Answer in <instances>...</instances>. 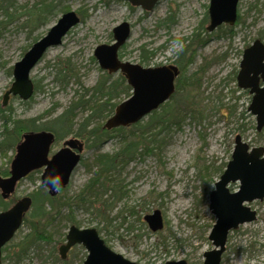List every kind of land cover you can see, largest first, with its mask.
Returning a JSON list of instances; mask_svg holds the SVG:
<instances>
[{
    "label": "rangeland",
    "instance_id": "1",
    "mask_svg": "<svg viewBox=\"0 0 264 264\" xmlns=\"http://www.w3.org/2000/svg\"><path fill=\"white\" fill-rule=\"evenodd\" d=\"M40 1L17 0L18 9L11 11L13 18L9 21L0 18L4 22L0 37V104L13 82V65L21 60L33 40L45 36L65 13L56 11L44 24L37 25L25 12ZM209 2L160 0L148 12L130 7L122 0H65L64 7L77 15L82 13L85 19H80V23L63 38L61 45L50 48L32 70L30 78L41 81L42 91L32 95V100L25 104L10 97L5 106L9 104L11 107L13 119L38 117V125H42L79 98L88 99L91 89L104 73L93 52L99 45L113 43L112 29L122 22L131 27L130 38L118 51L122 54V61L139 64V48L145 45L147 50H155L149 67L174 65L175 56L183 46L178 40L193 36L200 26L206 30ZM237 13L241 22L230 27L232 35L223 31L222 26L225 25L211 33L207 30L206 33L200 32L204 41L194 47V61L186 73L191 75L203 67L197 97L201 100L202 114L198 119H186L179 129L174 126L163 131L152 145L146 143L153 147L151 152L121 170L119 176L127 193L122 201L110 207L111 225H106L97 215V211L102 209V201H112L110 191L88 210L73 209L75 222H69V211L62 209L47 229L51 239L37 243L29 252V258L19 264H83L87 251L81 245L73 246L65 259H60L58 249L65 243L70 226L95 229L109 249L136 264L179 260L203 264V253L214 249L208 240L215 223L209 210V194L230 160L235 136L240 135L251 148H264V127L257 132L255 116L248 111L251 95L237 88L232 75L233 72L237 75L243 51L256 39L264 43V34L259 37L264 29V0H239ZM57 62L68 63L75 73L64 87L54 80L52 65ZM118 75L113 74L112 79ZM118 93L119 97L112 103L120 104L131 95V91L126 95L121 89ZM87 115L89 111L79 110L75 123H80ZM108 118L94 117L88 130L98 131ZM68 138L73 136L65 139ZM64 140H54L48 158L61 149ZM120 147L117 139H105L99 146L91 148L84 144L80 164L57 197L72 198L92 177L94 158L100 154H113ZM14 155L13 150L4 154L0 152V176L9 170ZM42 172L43 169H38L30 174L31 179L20 180L14 189V199L38 190ZM238 186L239 183L235 182L229 188L236 191ZM247 205L256 212L257 218L229 232L220 264H264V199ZM156 210L161 213L163 228L152 232L144 217ZM29 233V227L23 223L10 243H21ZM1 264L15 263L6 257Z\"/></svg>",
    "mask_w": 264,
    "mask_h": 264
},
{
    "label": "water",
    "instance_id": "2",
    "mask_svg": "<svg viewBox=\"0 0 264 264\" xmlns=\"http://www.w3.org/2000/svg\"><path fill=\"white\" fill-rule=\"evenodd\" d=\"M122 1L150 12L160 0ZM238 2L239 0H210L207 32L211 33L222 25L234 26L238 18ZM79 23L80 18L75 12H66L45 36L31 45L21 60L13 65V82L3 94V106L11 96L21 101H28L32 97L34 92L33 81L30 78L32 70L40 63L44 54L50 48L60 46L67 33ZM112 36L113 43L97 46L93 57L102 71L123 75L126 84L131 88V96L118 104L112 116L107 119L103 125L107 131L134 125L159 109L174 94L175 79L179 75V69L175 65L143 67L119 59V49L131 36V27L128 23L122 22L114 27ZM236 85L251 95L248 111L255 116V129L260 132L264 127V44L259 39L243 51L236 75ZM53 142L52 133L45 131L23 135V141L15 149L9 176L5 178L0 176V193L3 199L14 193L16 184L21 179L37 169H43L41 185L46 187L50 194L55 195L58 189L67 186L80 163L84 146L75 138L65 139L62 142V149L48 159ZM235 182L239 183L238 189L231 191L229 185ZM263 199L264 148H251L242 141L240 135H236L230 160L214 184V190L209 194V210L215 218V223L208 240L214 249L203 253V264H220L229 232L241 225L252 223L257 218L256 212L247 204L253 201L261 202ZM30 206L31 199L25 196L7 210L0 212V264L2 248L13 239ZM144 221L152 232L163 228L162 216L158 210L146 215ZM75 245H81L87 251L83 264H136L109 249L93 228L79 229L70 226L65 243L58 249L60 258L65 259L67 252ZM163 264L188 263L179 260Z\"/></svg>",
    "mask_w": 264,
    "mask_h": 264
},
{
    "label": "trees",
    "instance_id": "3",
    "mask_svg": "<svg viewBox=\"0 0 264 264\" xmlns=\"http://www.w3.org/2000/svg\"><path fill=\"white\" fill-rule=\"evenodd\" d=\"M99 1L106 2L107 0ZM64 2L65 0H41L38 4H34L31 9H28L25 14L30 16L35 24H44L48 16H52L56 11H60L61 13L69 12V8L64 7ZM17 9V0H0V18H6L8 21L11 20L14 16V13H11V11ZM78 15L81 20L85 19V15L82 13ZM238 20L236 24L241 22L239 15ZM222 27L224 28L223 31L228 35H232L230 27ZM3 29L4 22L0 20V37L2 36L1 31ZM202 31L206 33V30L200 26L196 29L193 36L178 40L183 46L176 54L173 64L178 67L180 75L176 78L175 92L172 97L161 105L159 109L148 115L146 119L134 125L119 127L110 131L105 130L103 126L98 131L88 130L90 122L94 117L108 118L114 113L118 104L112 103V101L119 97V89L124 91V94L129 95L131 88L126 84V80L121 74L116 79H112L111 74L104 72L91 89V95L88 99L79 98L58 116L42 125H38L37 121L40 119L38 117L28 120H15L12 118V109L9 104L5 107L2 103L0 104V120L2 123L0 152L2 154L9 150L15 151L17 145L23 139V135L41 131L52 133L55 142L62 141L68 136H73V138L83 141L88 148L99 146L105 139H117L121 145L119 150L113 154H100L94 158L92 167L95 168V171L92 177L83 189L72 198L57 197L63 189H59V193L52 195L42 185L35 192L26 195V197L31 199V206L26 213H29V217L26 218L24 216L23 223L27 224L30 233L21 243L11 244L10 241L6 244L1 251L3 256L1 257L2 261L7 257L15 264H19L26 258H29V252L36 247L37 243L51 239V236L47 233V229L62 209H67L70 213L67 220L75 222L73 209L86 208L88 210L91 205L97 202L98 199L101 201L100 198L105 197L110 191L112 201H102V209L97 211V215L106 225H111L110 221L112 218L109 217L110 207H113L115 202L122 201L127 193L123 180L119 176L121 170L128 163L140 159L151 152L153 147L146 143L150 142L152 145L163 131L174 126L179 129L186 119H198V116L202 114L200 109L201 100L197 99V97H199L200 72L203 71V67L199 69V72L191 75L187 76L186 73L187 68L194 61V47L201 45L204 41L203 37L200 36V32ZM260 33L259 37L261 38L264 34V29ZM38 39L35 38L33 43L38 41ZM139 51V64L149 67V62L154 56L155 50L149 51L145 45H142ZM118 56L122 60V54H118ZM52 68L55 71V82L63 87L68 84L70 78L75 76L72 66L69 67L68 63L57 62L52 65ZM232 75L233 80L234 78L236 79L234 72ZM33 85V95L42 91L41 81L33 80ZM30 99L32 100V97ZM21 102L25 104L27 101ZM79 110L82 112L89 111V115L76 124L75 119ZM10 125L12 126L11 128L8 127ZM30 174L27 175L29 179L32 177ZM1 176L3 178L8 177L9 170L3 171ZM17 200L14 199L13 194L7 199H3L0 194V212L7 210ZM129 212L130 214L132 213V211ZM120 214L119 216H121ZM124 220L122 217L123 223L125 222Z\"/></svg>",
    "mask_w": 264,
    "mask_h": 264
},
{
    "label": "flooded vegetation",
    "instance_id": "4",
    "mask_svg": "<svg viewBox=\"0 0 264 264\" xmlns=\"http://www.w3.org/2000/svg\"><path fill=\"white\" fill-rule=\"evenodd\" d=\"M81 142V141H80ZM83 146H84V143H83ZM61 149H62V145H61ZM60 149V150H61ZM58 152V151H57ZM54 155V154H53ZM48 159H50V158H48ZM38 170V169H37ZM37 170H34V171H37ZM43 173V172H42ZM42 175V174H41ZM27 177V176H26ZM40 179H41V177H40ZM57 193H59V190H57L56 192H55V194H57ZM1 257H2V253H1Z\"/></svg>",
    "mask_w": 264,
    "mask_h": 264
}]
</instances>
